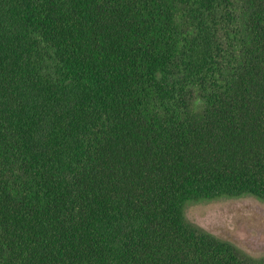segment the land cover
I'll return each mask as SVG.
<instances>
[{
	"label": "trees",
	"instance_id": "trees-1",
	"mask_svg": "<svg viewBox=\"0 0 264 264\" xmlns=\"http://www.w3.org/2000/svg\"><path fill=\"white\" fill-rule=\"evenodd\" d=\"M264 200V0H0V264H264L190 222Z\"/></svg>",
	"mask_w": 264,
	"mask_h": 264
},
{
	"label": "rangeland",
	"instance_id": "rangeland-1",
	"mask_svg": "<svg viewBox=\"0 0 264 264\" xmlns=\"http://www.w3.org/2000/svg\"><path fill=\"white\" fill-rule=\"evenodd\" d=\"M186 218L253 256L264 254V200L247 196L194 203Z\"/></svg>",
	"mask_w": 264,
	"mask_h": 264
}]
</instances>
